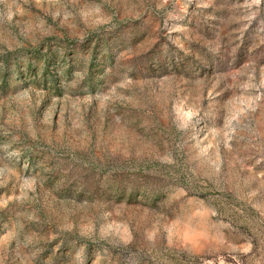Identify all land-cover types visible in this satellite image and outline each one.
I'll return each instance as SVG.
<instances>
[{"label": "rangeland", "instance_id": "obj_1", "mask_svg": "<svg viewBox=\"0 0 264 264\" xmlns=\"http://www.w3.org/2000/svg\"><path fill=\"white\" fill-rule=\"evenodd\" d=\"M0 264H264V0H0Z\"/></svg>", "mask_w": 264, "mask_h": 264}]
</instances>
